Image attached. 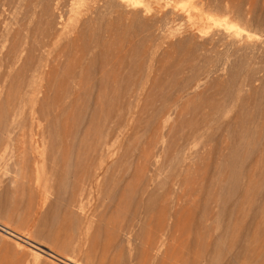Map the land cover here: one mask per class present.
Instances as JSON below:
<instances>
[{
  "label": "rangeland",
  "instance_id": "1",
  "mask_svg": "<svg viewBox=\"0 0 264 264\" xmlns=\"http://www.w3.org/2000/svg\"><path fill=\"white\" fill-rule=\"evenodd\" d=\"M146 5L0 0V121L47 119L54 172L0 152V264H263L264 0Z\"/></svg>",
  "mask_w": 264,
  "mask_h": 264
},
{
  "label": "bare ground",
  "instance_id": "2",
  "mask_svg": "<svg viewBox=\"0 0 264 264\" xmlns=\"http://www.w3.org/2000/svg\"><path fill=\"white\" fill-rule=\"evenodd\" d=\"M100 2V1H99ZM123 2L125 3V5L127 6V7H135V9L136 8H140V7H146L147 5H146V3L148 2V0H123ZM206 3V2H205ZM226 4V3H225ZM207 5V4H206ZM230 4H228V6H229ZM224 6H226V5H224ZM186 7V6H185ZM228 8V7H227ZM235 8H237V10L239 9L238 8V6H236V7H234V8H232V9H235ZM226 9V8H225ZM229 9H231V7L229 8ZM229 9H226L227 11L229 10ZM231 9V10H232ZM226 11V12H227ZM233 11V10H232ZM232 11L230 12L229 11V13H232ZM240 11V10H239ZM248 11H250V9L248 10ZM247 11V12H248ZM199 13V12H198ZM203 13V12H202ZM228 13V12H227ZM234 14H236V13H234ZM202 15V14H201ZM200 15V17H202ZM206 15V14H205ZM248 15H249V12H248ZM247 16V15H246ZM245 16V17H246ZM197 17H199V16H197ZM207 17V16H206ZM203 18H205V17H203ZM211 18V17H210ZM209 18V19H210ZM246 18H250V15L249 16H247ZM204 20V19H203ZM205 20H207V18L205 19ZM247 20V19H246ZM245 20V21H246ZM209 21H211V20H209ZM248 23V22H247ZM45 31V30H44ZM32 32V31H31ZM28 34V33H27ZM30 34V33H29ZM28 34V35H29ZM27 35V36H28ZM34 35V34H33ZM33 35H32V33H31V36H28V39H26V42L24 43V44H28L29 42L27 41V40H29V37H31V39L33 40ZM9 36V35H8ZM27 36H26V38H27ZM7 37V36H6ZM40 37H42V36H40ZM47 40H48V38L47 37H45ZM11 40V39H10ZM32 40L30 41V43L32 42ZM44 40V39H43ZM44 41H46V40H44ZM43 42V41H42ZM48 42V41H47ZM26 44V45H27ZM38 44V43H37ZM36 44V45H37ZM26 45H24V46H26ZM30 46H31V44H29ZM39 45V44H38ZM41 45V44H40ZM45 45V44H44ZM44 45H42L43 47H44ZM41 46V47H42ZM27 47V46H26ZM29 47V46H28ZM25 48V47H24ZM29 50V49H28ZM28 50H27V52H28ZM32 52V51H31ZM30 52V53H31ZM26 52H25V50H22V52H21V54H20V56L17 58V62L15 61L14 62V65H13V67L15 66L16 67V64L20 61V59L22 60V57L24 56V54H25ZM2 55V54H1ZM7 55V54H6ZM36 55H37V53H36ZM45 56V55H44ZM5 57H7V56H5ZM4 57V58H5ZM37 57V56H36ZM46 57V56H45ZM1 58H2V56H1ZM40 58H41V56H40ZM46 59V58H45ZM44 58L43 59H41V60H45ZM47 60H49V59H47ZM46 60V61H47ZM11 61V60H10ZM42 61V62H43ZM5 62V61H4ZM10 63V62H9ZM2 67V66H1ZM3 67H5V66H3ZM38 72V71H37ZM48 73V72H47ZM12 111V110H11ZM21 111V110H20ZM13 113H14V111H13ZM15 115V114H14ZM21 115V114H20ZM8 116H9V114H8ZM13 116V115H12ZM14 117V116H13ZM3 118L4 119H2L1 121H0V152H2V151H4L5 153L7 152L8 154L11 152L12 153V156H14V153H18V155L16 156L17 158H18V160H16L17 161V164L19 165V167H20V172H22V174H24L26 177L27 176H29V175H31L32 174V172H37V173H39V174H42V175H46L45 177V179H46V182H51V184H52V181L50 180V178H48V175L49 174H54V172L53 173H50V171H47V167H46V165L44 166V164H46V163H44V162H47V159H45L46 161H44L43 162V165L41 166V167H35V166H37L38 164H42V163H39L38 162V164L37 165H35L36 164V162H37V160H35V158L32 156V155H34L35 153H38L39 152V150H40V152L41 151H43V152H45L46 154L45 155H51L52 154V152H51V145H52V139L51 138H53V134H52V132H51V130L49 129L50 128V124H48L49 123V121L46 119L45 121H47V125L45 124V125H39V127L38 126H36V127H38V129L36 130L35 128H34V126H32L31 125V127L29 126V124H28V126H29V128H27L25 125L23 126V125H21V124H16L15 123V120H13V121H9V119L7 118V114H4V116H3ZM11 118V117H10ZM34 118V117H33ZM15 119V118H14ZM19 118H17V120H18ZM37 119V118H36ZM11 120V119H10ZM32 122H33V120H31ZM31 122V123H32ZM39 122H41V119H40V121ZM27 124V123H26ZM35 124V123H34ZM39 124V123H38ZM17 130H19V132H20V134H17ZM62 135V134H61ZM61 140V139H60ZM62 141V140H61ZM63 142V141H62ZM64 143H65V141H64ZM64 143H62V144H64ZM60 145V144H59ZM64 146H66V144H64ZM63 145L62 146H59L57 149H58V152H60V147H64ZM56 149V150H57ZM3 152V153H4ZM3 153H1V155H3ZM42 153V152H41ZM61 153V152H60ZM180 153V152H179ZM59 154V153H58ZM64 154H65V152H64ZM6 155V154H5ZM41 155H43V154H41ZM36 156V158H37V155H35ZM61 156V155H60ZM59 156V157H60ZM180 156V155H179ZM1 157V156H0ZM39 157V156H38ZM41 157V156H40ZM43 157V156H42ZM47 157V156H46ZM62 157V156H61ZM96 157V156H95ZM17 158H14V159H17ZM30 158H32L33 160H31ZM175 158V160L178 158H176V157H174ZM180 158V157H179ZM2 159V157L0 158V160ZM62 159V158H61ZM63 159H64V157H63ZM181 160H182V158H180ZM49 160V159H48ZM179 160V159H178ZM1 161H3V160H1ZM34 161V165H32V162ZM41 162H42V160H40ZM172 163H173V159H172ZM177 163V162H176ZM178 163H179V161H178ZM15 164V163H14ZM56 164H59V163H55V167H54V169L56 170L57 168V165ZM99 164V163H98ZM107 165V164H106ZM112 165V164H111ZM59 166V165H58ZM62 166H63V164H62ZM99 166V165H98ZM97 166V167H98ZM18 167V166H17ZM89 167V166H88ZM103 167V166H102ZM106 167V166H105ZM108 167V166H107ZM106 167V168H107ZM99 168H101V167H99ZM48 169H49V166H48ZM107 169H109V168H107ZM110 169H111V167H110ZM51 170V169H50ZM61 170V169H60ZM98 170V169H97ZM104 170V169H103ZM57 171V170H56ZM91 171V170H90ZM102 171V170H101ZM61 172V171H60ZM104 172H105V170H104ZM103 172V173H104ZM109 172H111V171H109ZM100 173V172H99ZM98 173V171H95V173H93L94 174V178L92 177V180H94L93 181V183H91L92 184V186H91V188H90V191L89 190H87L86 191V187H85V189L84 188H82V189H80V192H79V196H78V203H79V205H81L82 207H83V203H84V201L86 200V199H89L91 202H90V204L89 205H92V203H93V200L95 199L96 200V198H94L93 196H98L99 198H101L108 190H107V182H106V179H105V175H103V173L101 172V175H103V177H101V175ZM107 172H105V174H106ZM79 174V173H78ZM20 175V174H19ZM243 176V175H242ZM246 177V176H245ZM41 178H44V176H39L38 177V179H39V181H37L38 183L39 182H41ZM54 178V177H53ZM143 180V179H142ZM44 180H42V182H43ZM59 181V180H58ZM115 181V180H114ZM36 182V183H37ZM56 182V181H55ZM142 182V181H141ZM50 184V185H51ZM83 184V183H82ZM115 183L113 182V185H114ZM243 184V183H242ZM47 185V184H46ZM55 185V184H54ZM84 185V184H83ZM53 186V185H52ZM87 186V185H86ZM47 187H48V185H47ZM84 187V186H83ZM40 188V187H39ZM114 188V187H113ZM243 188V187H242ZM245 188V187H244ZM56 189V188H55ZM50 190V189H49ZM110 190V189H109ZM78 192V191H77ZM76 192V193H77ZM122 192V191H121ZM87 194H88V196H89V198H87ZM92 194V195H91ZM76 195V194H75ZM146 195V194H145ZM164 195H166L165 193H164ZM260 195V194H259ZM92 196V197H91ZM156 196V195H155ZM241 197V196H240ZM173 198V197H172ZM167 199V198H166ZM165 199V200H166ZM169 199V198H168ZM174 199V198H173ZM173 199H171V201L173 200ZM159 200V199H158ZM260 200V199H259ZM98 201V200H97ZM176 201V200H175ZM175 201H174V203H175ZM143 202V201H142ZM171 203V202H170ZM172 204V203H171ZM96 205V204H95ZM144 205V204H143ZM142 205V206H143ZM177 205V204H176ZM220 205V204H219ZM231 205V204H230ZM88 207V206H87ZM86 206H85V208H83V210L84 209H86L87 208ZM93 207V206H92ZM145 207V206H144ZM144 207H143V209H144ZM256 207V206H255ZM161 208V207H160ZM166 208V207H165ZM240 208V207H239ZM152 209V208H151ZM177 209V208H176ZM146 210V209H145ZM255 210V209H254ZM133 211V210H132ZM141 211H142V209H141ZM154 211V210H153ZM157 211V210H156ZM135 213H136V211H134ZM239 212V211H238ZM253 212V211H252ZM134 213V216L136 215ZM243 213V212H242ZM137 214H138V212H137ZM139 214H141V213H139ZM138 214V215H139ZM146 214V213H145ZM229 215V214H228ZM140 216V215H139ZM138 216V217H139ZM159 216V215H158ZM142 217V216H141ZM184 217V216H183ZM251 217V216H250ZM134 218V217H133ZM137 217H135V219H136ZM140 218V217H139ZM97 219V218H96ZM135 219H133L132 220V222L133 221H135L136 222V220ZM157 219V218H156ZM160 219V218H159ZM163 219V218H162ZM211 219H213V218H211ZM228 219V218H227ZM237 219V218H236ZM260 219V218H259ZM140 219H138V221H139ZM169 220V219H168ZM229 220V219H228ZM128 221H129V219H128ZM137 221V222H138ZM145 221V220H144ZM143 221V222H144ZM151 221V220H150ZM160 221V220H159ZM251 221V220H250ZM130 222V221H129ZM140 222V221H139ZM138 222V223H139ZM162 222H163V220L161 221V223H159L160 225L159 226H161V224H162ZM165 222H167V221H165ZM127 223V222H126ZM146 223H148V221L146 222ZM187 223V222H186ZM150 224V223H149ZM222 224V223H221ZM134 225H136V224H134ZM133 224H132V227L134 226ZM146 225V224H145ZM252 225V224H251ZM126 227H125V229H128L129 228V225H125ZM127 226H128V228H127ZM189 226V225H188ZM218 226H221V225H218ZM161 227H164V225H162ZM145 228H146V226H145ZM156 228H158V227H156ZM250 228V227H249ZM1 229H2V231H3V233H4V235H9V236H11L12 238H14L16 241H17V246L19 245V246H23L22 244H20V243H18L19 241H21V242H25V243H27V244H29L30 246H32V247H35V246H33L32 245V243H30L29 241H27V239L26 240H24L21 236H19V234L17 235L16 233H14V232H11V230L8 228V227H6V226H4V225H1ZM159 229V228H158ZM165 229V228H164ZM221 229H222V227H221ZM150 230H151V228H150ZM166 231H167V229H165ZM169 230V229H168ZM172 230V229H171ZM219 230H220V228H219ZM218 230V231H219ZM233 230V229H232ZM13 231V230H12ZM145 231H147V230H145ZM155 231H157V234H159L158 232V230H155ZM173 231V230H172ZM254 231V230H253ZM152 232V231H151ZM161 232V231H160ZM169 232V231H168ZM242 232V231H241ZM249 232V231H248ZM217 233V232H216ZM220 233V232H219ZM230 233V232H229ZM180 234V233H179ZM214 234V233H213ZM217 235V234H216ZM162 236V235H161ZM160 236V237H161ZM215 235H213V237H214ZM240 236V235H239ZM6 237V236H5ZM152 237V236H151ZM155 237V236H154ZM179 237V236H178ZM213 237H212V240L214 241V239H213ZM217 237H219V236H217ZM216 237V238H217ZM3 238V237H2ZM255 238V237H254ZM156 239V238H155ZM217 239H219V238H217ZM240 239V238H239ZM210 241H211V238H210ZM261 241V240H260ZM4 242V241H3ZM214 242H216V241H214ZM15 243V242H14ZM213 243V242H212ZM221 243V242H220ZM210 245V244H209ZM216 245V244H215ZM211 246V245H210ZM223 246V245H222ZM238 246H239V244H238ZM225 247V246H224ZM242 247V246H241ZM259 247V246H258ZM218 248V247H217ZM236 248V247H235ZM240 248V247H239ZM250 249H251V247H250ZM37 250H40L39 248H37ZM42 250V249H41ZM224 250V249H223ZM239 250V249H238ZM239 251H241V250H239ZM239 251L237 252V254L239 253ZM41 253H43V254H45L46 255V257L48 256L49 257V259L52 257V258H54V256L50 253V252H47V251H44V250H42V251H40ZM223 252H225V250L224 251H222V253ZM243 252V251H242ZM263 252V251H262ZM41 253H38V252H36V256L37 257H43V255L41 254ZM218 253V252H217ZM219 253H220V251H219ZM222 253H221V256H222ZM230 253V252H229ZM233 253V255L236 253V251H235V253L234 252H232ZM231 253V254H232ZM227 254H228V251H227ZM231 254H229V255H231ZM236 254V255H237ZM243 255H244V253H242ZM243 255H242V258H243ZM263 255V254H262ZM35 256V257H36ZM224 256V255H223ZM228 256V255H227ZM232 256V255H231ZM231 256H229V258H227V259H230V257ZM238 256V257H237ZM236 256V258H238L239 259V255H237ZM240 256H241V252H240ZM245 256V255H244ZM247 256V255H246ZM245 256V257H246ZM264 256V255H263ZM36 257V258H37ZM45 257V258H46ZM233 257V256H232ZM231 257V258H232ZM244 257V259H245V262H246V260L249 258H245ZM262 257V256H261ZM214 258V257H213ZM234 258V257H233ZM38 259V258H37ZM226 259V258H225ZM237 259V260H238ZM258 259V258H257ZM260 259H262V258H260ZM40 260V259H39ZM44 260V259H43ZM211 260H212V258H211ZM216 260V259H215ZM218 260V259H217ZM222 260V259H221ZM231 261H232V259H230ZM229 260V261H230ZM235 260V259H234ZM243 260V259H242ZM241 257H240V261L238 260V264H240L241 263ZM250 260V262L249 263H251V259H249ZM255 260V259H254ZM213 261V260H212ZM228 261V260H227ZM222 262V261H221ZM226 262V261H225ZM244 262V261H243ZM212 263H216V261L214 262H212ZM211 263V264H212ZM228 263V262H227ZM235 264H236V261L234 262ZM233 262H229V264H234ZM248 263V264H249ZM219 264V263H218ZM220 264H222V263H220ZM253 264H255L254 262H253ZM259 264H261V263H259ZM263 264H264V262H263Z\"/></svg>",
  "mask_w": 264,
  "mask_h": 264
}]
</instances>
